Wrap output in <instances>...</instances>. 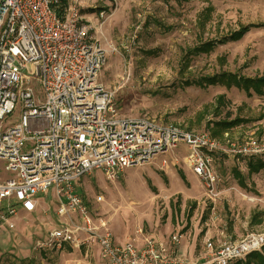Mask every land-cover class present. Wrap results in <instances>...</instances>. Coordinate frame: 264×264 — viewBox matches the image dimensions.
Masks as SVG:
<instances>
[{
	"label": "rangeland",
	"instance_id": "obj_1",
	"mask_svg": "<svg viewBox=\"0 0 264 264\" xmlns=\"http://www.w3.org/2000/svg\"><path fill=\"white\" fill-rule=\"evenodd\" d=\"M77 1L83 14L107 11L101 26L93 18L95 34L108 55L98 82L115 92L120 116L146 115L184 129L206 130L224 145H264V94L250 96L238 87L203 80L224 73L264 75V0ZM249 25L240 39L229 38ZM210 42V51L195 53L196 47ZM36 90L41 93V86ZM221 95L226 104L219 101ZM19 114L17 106L0 121V130L15 123ZM236 118L240 124L227 131L216 129L217 121ZM187 153L180 145L174 153L127 168L116 181L93 170L76 188L92 213L109 221L117 242L179 235L181 251L197 258L208 253V238L216 250L219 239L264 235V170L250 173L247 164L252 157L264 161V151L245 159L238 153L219 158L221 181L214 200L184 162ZM8 177L0 160V182ZM38 197L35 212L20 211L13 227L0 228V264H106L96 249L35 252L34 242L59 223L52 191ZM263 247L251 252H262Z\"/></svg>",
	"mask_w": 264,
	"mask_h": 264
},
{
	"label": "built area",
	"instance_id": "obj_2",
	"mask_svg": "<svg viewBox=\"0 0 264 264\" xmlns=\"http://www.w3.org/2000/svg\"><path fill=\"white\" fill-rule=\"evenodd\" d=\"M75 2L61 12L60 0H0V121L20 107L17 121L0 130V160L9 173L0 182V228L13 227L20 211L35 212L38 195L51 190L59 223L34 242L40 255L96 249L106 264H230L259 249V234L219 239L216 250L208 238V253L197 258L179 251V235L117 242L109 221L92 213L76 185L93 170L116 181L127 168L184 145V162L214 200L219 158L238 153L245 159L264 145H224L206 130L120 116L115 92L98 82L108 55L93 18L101 26L107 11L83 14Z\"/></svg>",
	"mask_w": 264,
	"mask_h": 264
},
{
	"label": "trees",
	"instance_id": "obj_3",
	"mask_svg": "<svg viewBox=\"0 0 264 264\" xmlns=\"http://www.w3.org/2000/svg\"><path fill=\"white\" fill-rule=\"evenodd\" d=\"M176 1H181V0H176ZM67 5H68V0H60L61 12ZM250 26L252 25H249L248 27H244L242 30L236 31L235 33L230 35L229 38L234 40L240 39L245 34V32L249 30ZM213 45L214 44L211 42L202 43L200 47L195 48V53L208 52L213 48ZM203 80L210 85L220 84V85H226L228 87L230 86L238 87L243 91H245V93L250 96L252 94H257V95L264 94V75L255 78H244L242 76H237L235 74L224 73L213 76H207ZM219 101L226 104L225 96L221 95L219 97ZM238 124H240V120L237 118L232 121L221 120L215 123L216 129L219 130L220 132L227 131L229 128L236 126ZM249 160L250 161L247 164L250 173H256V172H260L261 170H264V161L258 160V158L257 160H255L254 157L250 158ZM236 175L237 177L241 176V173L237 172ZM181 177L184 178L183 173ZM241 179L242 181L240 182V184L242 185L243 178ZM230 264H264V247L262 249V252L260 251L251 252L247 254L244 258L237 259Z\"/></svg>",
	"mask_w": 264,
	"mask_h": 264
},
{
	"label": "bare ground",
	"instance_id": "obj_4",
	"mask_svg": "<svg viewBox=\"0 0 264 264\" xmlns=\"http://www.w3.org/2000/svg\"><path fill=\"white\" fill-rule=\"evenodd\" d=\"M95 10H97V11H98L99 9H94V10H92L91 12H93V11H95ZM100 10H102V9H100ZM94 14H96V13H94Z\"/></svg>",
	"mask_w": 264,
	"mask_h": 264
},
{
	"label": "crops",
	"instance_id": "obj_5",
	"mask_svg": "<svg viewBox=\"0 0 264 264\" xmlns=\"http://www.w3.org/2000/svg\"><path fill=\"white\" fill-rule=\"evenodd\" d=\"M19 213H20V212H19ZM179 251L182 252L181 249H180V247H179ZM182 253H183V254H186V253H184V252H182Z\"/></svg>",
	"mask_w": 264,
	"mask_h": 264
}]
</instances>
